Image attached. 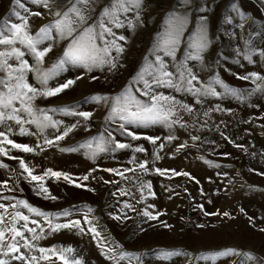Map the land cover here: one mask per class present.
Listing matches in <instances>:
<instances>
[{
	"label": "rangeland",
	"instance_id": "rangeland-1",
	"mask_svg": "<svg viewBox=\"0 0 264 264\" xmlns=\"http://www.w3.org/2000/svg\"><path fill=\"white\" fill-rule=\"evenodd\" d=\"M20 3L23 8L14 5L13 0H0V23L5 19L18 22L15 12L29 15L33 35L56 19L54 13L57 10L64 11L70 6L69 0H50V9L37 5L35 0H20ZM108 3L109 0H92L90 7L95 10L91 12L88 23L95 21ZM24 8L31 12L39 11L41 15L32 16ZM170 13L188 18L176 53L177 61L186 55H194V50L188 47L189 36L201 24L202 18H206L210 44L202 53V60L189 58L187 66L198 77L199 82L194 81L196 87L211 82L220 95L201 97L202 102L197 103V97L190 92L155 88L156 92L174 96L193 107L191 114L183 110L178 112L187 127L127 123L125 131L120 127L122 121L118 117L105 119L111 101L97 103L90 97L97 94L113 97L130 86L139 98L147 99L137 91L143 88L142 82L134 81L146 56L155 61V56L161 55L169 70L176 72L170 57L164 56L163 52L152 51L157 35L167 26ZM139 15V20H136L135 11L122 15L125 26L113 28L117 37H127L126 42L118 41L124 45L125 52L118 58L115 69L104 66L87 71L79 65L67 64L64 71L49 81V85L54 87L68 79L75 80V83L56 96H41L36 100L41 108L72 107L76 111H90V120L53 113L54 119L64 124L77 121L79 124L67 137L51 146L44 144L42 135H21L15 122L0 125V131L5 132L7 125H11L13 131L9 138L35 149L26 153L10 145L5 146L9 156L0 155V164L7 165L0 167V203L8 205L16 200H27L45 212L62 213L67 209L69 216L53 217V222L63 224L80 220L84 231L77 228L53 231L42 217L32 215L31 218L44 228L40 233L42 238L34 243L45 248L72 247L74 252L67 255L69 258H81L83 264H264V231H261L264 229V175L260 174L264 173V91H253L256 84L252 79H242L252 72L264 76V56L261 55L264 51V0H144ZM128 20L135 23L134 31L128 28ZM69 42V39H61L55 33L53 40L45 41L41 47L51 44L52 50L46 55L42 67L51 68ZM25 58L30 64L35 63L31 55ZM28 78L30 83L39 87L33 73H29ZM226 89L239 90L243 98L228 94ZM206 111L207 116L204 115ZM25 127L36 133L35 126ZM129 131L138 138L129 136ZM109 132L117 141L132 147L103 152L95 161L86 155V149L78 147L91 137L100 134L107 137ZM45 134L52 138L57 133L55 129L48 128ZM169 135L175 139L169 141ZM193 136L199 139L193 140ZM147 137L159 139L153 144ZM137 146L146 151L134 152ZM71 148L77 150H60ZM157 153L159 159L155 158ZM133 155L137 163L147 160L150 171L144 173L129 163ZM21 158L34 169V174L41 175L48 168L68 172L87 187H76L63 178L45 177L44 183L57 197L55 200L45 199L37 194L38 187H34L38 182L26 179L27 173L20 167ZM107 168L120 171L134 168L135 171L125 172L128 179H124L104 171ZM155 168L167 171L161 175ZM172 170L188 172L190 176L173 175ZM85 175H88L87 180L83 179ZM105 180L114 182L105 183ZM138 180L145 185L150 182L155 196L148 195L149 190L144 187L145 199L141 200ZM3 181L8 182L7 188L2 186ZM89 188L94 191H89ZM119 189L128 194L121 195ZM13 197L15 199H5ZM125 202L135 210L124 208ZM85 205L93 209L88 216L101 237L94 239L88 231L89 225L84 222ZM146 208L160 215L150 220L143 215ZM20 210L29 215L27 209L21 207ZM206 212L220 215H205ZM224 212L230 215H222ZM125 214L127 218H113ZM25 235L31 238V233L26 232ZM229 249L235 252H228ZM21 251L39 256V252L28 253L24 248ZM163 252L173 254L164 256ZM121 253L138 254L139 260L131 256L121 258ZM217 253L226 254L209 255ZM11 264L21 262L11 261ZM39 264H63V261L52 256L51 260H41Z\"/></svg>",
	"mask_w": 264,
	"mask_h": 264
},
{
	"label": "snow or ice",
	"instance_id": "snow-or-ice-1",
	"mask_svg": "<svg viewBox=\"0 0 264 264\" xmlns=\"http://www.w3.org/2000/svg\"><path fill=\"white\" fill-rule=\"evenodd\" d=\"M37 5H42L44 8L50 9V0H35ZM70 6L66 10H57L54 15L56 19L49 24L44 25L33 35L30 31L29 15H21L19 12H15L18 22H11L5 19L3 23H0V125H5L6 122L12 121L19 126L21 135L39 134L43 136V142L45 145H53L54 142L63 140L74 129L77 128L79 121L74 124H64L63 121L54 119L53 113L61 112L66 115L82 117L84 121L90 120L92 113L90 111H76L72 107L61 108H41L36 104L38 97H52L63 92L65 89L71 87L75 80L68 79L63 83H59L56 86H50L49 81L52 80L59 72L65 70V65H79L87 71H91L94 68H103L108 66L110 69L117 67L118 58L125 52L124 45L118 41H127V37L120 35L117 37L113 28H123L125 26L122 15L129 12H136V20L140 19L139 10L142 8L144 0H109L100 11L97 19L92 23H88L91 19V12L95 9L90 7L92 0H69ZM14 5L24 7L20 3V0H13ZM26 13L32 16H40L39 11L31 12L29 9L24 8ZM206 18H202V22L197 26L195 32L190 34L188 40L189 49L194 50V55H186L184 59L177 61L176 53L181 44L182 36L185 27L188 23L186 15L181 16L176 13H170L166 20V28L164 32L159 33L156 37V41L153 46V52H163L164 56L170 57L173 61V65L176 68V72L169 70V65L165 62L161 55L155 56V61L150 60L147 56L144 58L143 64L134 77L136 83L143 84L142 89H138L140 96L147 99L139 98L132 90L130 86L122 90L121 93L116 96L109 97L106 95H93L90 97L92 101L97 103H108L111 101L108 116L106 120H112L119 118L122 121L120 127L127 131L125 124L127 123H163L167 127L171 128L173 125L179 124L181 127H187L186 122L182 120V117L178 115L180 110H183L189 114L193 113L194 109L191 105L178 101L174 96L164 95L163 93L156 92L154 89L159 87H167L177 92H190L197 97V103H201V97L219 96L220 93L216 91L212 83L201 84L200 87H196L194 84L198 81V77L187 66V60L197 59L202 60V53L208 48L210 40L208 39V30L206 26ZM127 26L131 30H135V23L132 20L127 21ZM54 33L61 39H69L62 56L58 58L51 68H43L46 55L51 52L52 45L49 44L46 47H41L45 41L54 39ZM111 37V39H109ZM115 52V55H113ZM26 55H31L34 64H30L26 59ZM264 56V51L261 52ZM250 59V57H249ZM33 73L36 79V85L29 82L28 75ZM80 77H77L79 79ZM252 79L256 84V88L253 91H264V76L259 73L252 72L248 76L242 77V79ZM260 81L261 83H257ZM228 94L243 98L239 90L226 89ZM216 110H219L217 107ZM205 116L208 115L206 111ZM25 125H33L36 128V133L29 131ZM63 127L61 128V126ZM48 128L55 129L56 135L50 138L46 135ZM87 130V125L85 126ZM13 131L11 125H7V132L0 131V155L9 156V150L5 147L10 145L13 149H18L26 153L34 152L35 149L27 143H18L15 140L9 138V133ZM133 139H137L135 133L127 132ZM223 135V133H221ZM227 139V137H225ZM153 144L156 143L158 137H147ZM169 141L175 139L173 135L167 137ZM193 140H198V136H193ZM40 147L39 144L36 145ZM79 148L86 149V155H88L93 161L97 156L103 152L112 151L115 152L118 149L131 148L132 145L125 144L117 141L114 136L109 132L107 137L100 134L96 137H91L78 145ZM162 148L163 145H160ZM184 147V145H180ZM239 147V145H238ZM61 151H76L77 148L60 149ZM146 151L142 146H137L134 152ZM11 159H18L17 157L10 156ZM156 159H159L158 153ZM20 167L27 173V178L31 181L38 182L37 186L38 195H43L45 199H57L52 195L49 188L44 183L45 177H54L56 180L63 178L70 184H74L76 187H87V185H81L72 175L68 172L56 171L51 168L46 169L43 174H34V169L29 166L22 158L19 160ZM129 163L135 164L136 168L141 169L144 173L150 171L147 167L148 161L144 160L137 163L136 157L133 155ZM208 163H211L210 161ZM0 167H7V165L0 164ZM106 172L114 173L121 176L124 179L125 172H134L135 169H125L120 171L116 168L104 169ZM157 173L164 175L167 171L165 169L155 168ZM173 175L190 176L188 172H176L172 170ZM264 175V173H260ZM195 179V177H191ZM84 180L88 179V175L83 176ZM135 179V177H133ZM105 183H113L114 181H104ZM140 185L141 200L145 199L143 195L144 187H147L148 195L155 196V193L151 191L152 185L148 182L146 185L142 180L137 181ZM7 181L2 182V186L7 188ZM199 183V181H197ZM11 191V189H8ZM94 191V189H88ZM121 195H127L128 193L124 189H119ZM115 194V193H113ZM5 199H15L5 198ZM27 209L29 215L24 214L20 208ZM87 212L84 215V222L89 225L88 231L93 234V238L101 237L100 231L97 226L92 223L88 213H91L93 209L90 206L85 205ZM149 207H152L149 205ZM202 207V206H201ZM12 209L10 212L9 209ZM124 208L133 209V206L127 202L124 203ZM243 212V209H241ZM42 217L47 222L48 226L57 231L62 228H77L81 232L84 228L81 226L80 220H71L67 223H54L53 217L63 215L69 216L70 213L65 209L62 213L45 212L38 207L33 206L27 200H16L15 203L5 205L0 203V264H11V261H20L21 264H39L41 260L49 261L52 256H56L59 260L63 261V264H83L81 258H69L67 254L73 253L72 247H60L55 246L51 248L39 247L35 241L41 239L40 233L44 232V228L40 226L36 219H32L31 216ZM143 215L150 220H155L160 215L154 214L147 208L143 211ZM205 215H220V213H205ZM224 216H229L228 212L222 213ZM114 219L127 218L124 216H114ZM23 221L21 224L20 222ZM35 225L30 227L29 225ZM166 227H170L165 224ZM39 228V233L37 232ZM264 231V229H261ZM31 233L29 239L25 233ZM102 239V238H101ZM106 246V245H104ZM21 248L27 250L28 253L39 252L37 255H28L21 251ZM113 251V249H109ZM228 252H235L234 249L227 250ZM173 253L163 252L162 255L170 256ZM226 253H217L209 255H224ZM203 255V254H202ZM245 255L251 256L250 253ZM131 256L139 260L138 254L121 253L120 257ZM114 258V257H110Z\"/></svg>",
	"mask_w": 264,
	"mask_h": 264
}]
</instances>
